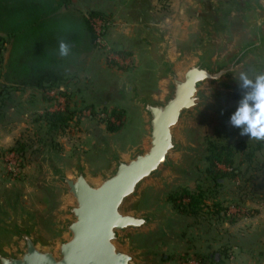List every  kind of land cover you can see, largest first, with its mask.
<instances>
[{
  "label": "water",
  "instance_id": "obj_1",
  "mask_svg": "<svg viewBox=\"0 0 264 264\" xmlns=\"http://www.w3.org/2000/svg\"><path fill=\"white\" fill-rule=\"evenodd\" d=\"M231 3L233 14L210 7L190 46L176 48L149 0H137L139 32L131 46L145 70L126 76L104 100L129 112L128 128L97 132L94 154L69 160L47 142L36 160L51 210L42 221L19 192L5 197L0 264H150L153 238H180L190 219L158 198L198 178L189 162L201 152L193 141L200 117L217 118L216 131L228 139L243 137L229 123L236 110L229 93L240 72L264 66V0Z\"/></svg>",
  "mask_w": 264,
  "mask_h": 264
},
{
  "label": "rangeland",
  "instance_id": "obj_2",
  "mask_svg": "<svg viewBox=\"0 0 264 264\" xmlns=\"http://www.w3.org/2000/svg\"><path fill=\"white\" fill-rule=\"evenodd\" d=\"M231 1L149 0V4L152 13L161 18V26L174 46L188 48L204 27L203 17L208 9L213 7L233 14ZM136 4L137 0H69L67 7L58 11L67 18L80 15L91 18L92 28L94 31L100 30L101 34L97 42L96 39L90 42L81 35L77 42L70 44L69 54L64 57L59 55L58 48L55 49L53 53L61 61L63 81L55 89L54 95L46 94L48 87H25L4 83L0 78V87L6 85L8 88V93L3 94V97L8 98L9 105H16L13 109L0 106L1 204L6 196L19 192L21 203L44 221L51 210L52 198L48 189L41 184L43 168L36 157L44 151L47 142H53L60 158L69 160L78 153L86 154L79 151L65 158L59 146L62 144L59 139L65 135L67 141L71 130L75 136L67 142L72 143L63 145H72L74 150L80 146L78 132L82 131V127L79 122L76 124L77 120L81 122L87 119L90 123L83 129L93 130L94 135L99 131L117 135L128 128L131 120L129 112L104 100L106 93L126 76L145 70L139 51L131 46L132 38L139 32L134 17ZM90 12L96 15L91 16ZM9 48V44H6L4 51L0 52V73L6 69ZM244 72L252 76L253 73L264 72V66L253 64ZM234 93L237 96L235 98L232 97ZM241 94L239 84L236 91H230L232 107L237 108ZM66 108L75 115L73 120L62 133L49 130L43 118L44 113ZM112 108L122 110L123 115L115 119V116L109 115ZM105 119L119 130L109 132ZM218 124V119L211 115H204L197 120L193 128V141L201 152L190 160L189 166L199 176L173 184L158 198L172 209L166 201L168 194L182 190L197 192L200 188L204 197L203 205L199 206L202 217L195 223L191 216L172 209L178 215L189 218V223L179 232V239L157 236L149 242L150 248L156 251L150 264H188L191 260L217 264L214 258L218 257L220 264H249L236 255L238 253L227 241L232 232L252 229L256 240L250 245L253 249V261L250 264H264V157H257L250 164L239 163L241 154H237L234 166L241 173L237 177L224 175L219 179L220 185L215 186L213 178L206 173L208 163L205 150L209 142H218ZM222 137L231 143L243 140L241 144L244 152L250 151V143L255 140L249 136L236 140ZM96 144L95 140L94 147ZM94 147L87 155L94 154ZM216 167L222 172L231 170L223 163H217ZM243 217L245 221L241 225L240 222L231 225L239 219L244 220ZM253 217L260 222L256 223L260 224L256 229L252 221H248Z\"/></svg>",
  "mask_w": 264,
  "mask_h": 264
},
{
  "label": "trees",
  "instance_id": "obj_3",
  "mask_svg": "<svg viewBox=\"0 0 264 264\" xmlns=\"http://www.w3.org/2000/svg\"><path fill=\"white\" fill-rule=\"evenodd\" d=\"M68 2L69 0H0V52L4 51L6 44L10 46L6 69L0 73L2 82L37 88H56L62 83L61 61L53 53L58 48V41L63 38L72 44L81 35L90 42L96 39L91 18L84 15L67 18L65 14L58 13L61 8L67 7ZM89 15L96 13L90 12ZM5 93H8V88L3 85L0 87V106L10 107L8 98L3 97ZM232 97H237L236 93ZM109 115L118 119L123 111L112 108ZM74 116L66 108L63 111L45 112L43 118L49 130L62 133ZM78 122L79 120L76 124ZM104 122L109 132L119 130L108 119ZM217 139L218 142H209L205 150V160L208 163L206 173L213 178L215 186L220 185L219 179L222 176L237 177L241 173L234 166L237 154H241L242 161L239 163L250 164L257 157H264V141H251L250 151L244 152L241 144L243 140L231 143L221 135ZM217 163L230 167V172L219 170ZM166 201L177 213L191 216L195 223L202 217L199 206L203 205L204 197L200 188L197 192H171L166 196ZM216 261L220 264L219 259Z\"/></svg>",
  "mask_w": 264,
  "mask_h": 264
},
{
  "label": "clouds",
  "instance_id": "obj_4",
  "mask_svg": "<svg viewBox=\"0 0 264 264\" xmlns=\"http://www.w3.org/2000/svg\"><path fill=\"white\" fill-rule=\"evenodd\" d=\"M69 50L70 43L60 39L59 55L67 56ZM237 80L242 94L236 110L230 115L229 123L240 129L241 136L264 141V72L250 76L248 72L242 71Z\"/></svg>",
  "mask_w": 264,
  "mask_h": 264
},
{
  "label": "crops",
  "instance_id": "obj_5",
  "mask_svg": "<svg viewBox=\"0 0 264 264\" xmlns=\"http://www.w3.org/2000/svg\"><path fill=\"white\" fill-rule=\"evenodd\" d=\"M10 108L9 109H13L16 105H9ZM90 122H88V120L83 119L81 120V122L79 121L80 127L82 131L78 132V137L79 139V144L80 146L77 148H71L72 145H63V143L66 144H70L72 143V141L67 142L68 140L72 139L75 136V132H73L71 130V134L70 137L67 138L68 140L66 141V136H62L59 139V143L61 142L62 144L59 145L60 147H62V156L65 158L71 157L72 155H74L75 153H78L79 151L84 152V153H88L91 151V149L94 147L95 144V135H94V131L93 130H85L83 128H85V126H87ZM82 125V126H81ZM84 126V127H83ZM78 128V127H77ZM78 130V129H77ZM244 219V217H243ZM244 220L239 219L236 222L231 223V225H237V223H239L240 225L243 223ZM248 221H252V225L254 226V228H258L260 227V224L256 223H260L259 220L256 219V217H253L252 219H248ZM240 231V232H238ZM235 231L234 233L232 232L231 236H228V241L229 243H231V248L235 251L236 250V255H238V257H241L242 259H245L249 264L252 263V258H251V252H252V248H251V244L255 242L256 237L252 234V231H254V229H252L251 231H241L238 230ZM220 256V255H219ZM246 264V263H245Z\"/></svg>",
  "mask_w": 264,
  "mask_h": 264
},
{
  "label": "built area",
  "instance_id": "obj_6",
  "mask_svg": "<svg viewBox=\"0 0 264 264\" xmlns=\"http://www.w3.org/2000/svg\"><path fill=\"white\" fill-rule=\"evenodd\" d=\"M95 32H96V42H97V40H99V37H100V34H101V32H100V30H96L95 29ZM117 55V54H116ZM128 59H126L125 61H127ZM58 87H56V88H48L46 91V94H50V95H54V93H55V89H57ZM117 122H119V121H117ZM188 264H209V263H205V262H203L202 260H198V261H195V260H191V261H188Z\"/></svg>",
  "mask_w": 264,
  "mask_h": 264
},
{
  "label": "snow or ice",
  "instance_id": "obj_7",
  "mask_svg": "<svg viewBox=\"0 0 264 264\" xmlns=\"http://www.w3.org/2000/svg\"><path fill=\"white\" fill-rule=\"evenodd\" d=\"M141 223H142V221H141Z\"/></svg>",
  "mask_w": 264,
  "mask_h": 264
}]
</instances>
